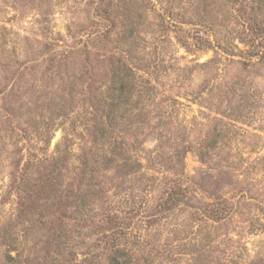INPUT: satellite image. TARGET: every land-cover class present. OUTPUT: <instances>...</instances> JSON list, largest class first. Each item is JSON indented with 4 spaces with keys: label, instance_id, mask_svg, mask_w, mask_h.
Returning <instances> with one entry per match:
<instances>
[{
    "label": "rangeland",
    "instance_id": "obj_1",
    "mask_svg": "<svg viewBox=\"0 0 264 264\" xmlns=\"http://www.w3.org/2000/svg\"><path fill=\"white\" fill-rule=\"evenodd\" d=\"M157 1L134 2L146 19L124 45L119 20L102 29L115 0H0V264H110L114 231L127 264H264V13L218 0L198 42L161 25ZM123 58L150 88L109 127ZM90 183L95 210L76 224Z\"/></svg>",
    "mask_w": 264,
    "mask_h": 264
},
{
    "label": "trees",
    "instance_id": "obj_2",
    "mask_svg": "<svg viewBox=\"0 0 264 264\" xmlns=\"http://www.w3.org/2000/svg\"><path fill=\"white\" fill-rule=\"evenodd\" d=\"M136 1H144V0H115L116 4L108 2L100 9V12L103 16H105L104 24L105 26H102V29L111 30V28H115L116 21L119 22L121 29L120 31L123 34L124 42L121 44L124 45H130L131 40L129 38L132 37V35L135 32V19L136 18H145L146 14L140 13L137 10L138 8L134 7V2ZM235 2H240L243 6V15H246L249 20H252L254 16H257L259 14L264 13V0H234ZM101 3V2H100ZM218 4V0H192V3L190 4L191 10L188 12L183 11V7H179V5L175 6V0H158L157 5L160 7V21L161 25L163 22L166 24H171L174 28L181 29V25L186 23L190 24L192 33H188L190 36L187 35L185 40H196L201 41L202 38L200 35L209 36V32H212L215 28V25H218V20L216 18H219L217 16L218 12L220 11ZM214 6L215 9L218 11H215V17L212 16L211 20L208 22L206 20V15L210 16L211 10L210 6ZM211 6V7H212ZM175 10H177L175 12ZM260 10V13L258 11ZM180 11V12H179ZM182 11V12H181ZM175 18H178L177 20H173ZM186 20L188 21H185ZM214 20H216L214 22ZM254 20V19H253ZM256 25L260 29V31L264 30V23L261 19L260 21L257 20ZM254 29V28H253ZM255 30V29H254ZM248 31V30H247ZM250 32V31H248ZM103 40L109 41V36L103 35ZM108 39V40H107ZM251 40V41H250ZM209 39L206 38L205 42H208ZM244 47H247L248 50L251 51L248 55V60H250L253 56H259L260 55V47L259 45H255L254 41L250 38L248 41L242 40L240 41ZM191 45V44H187ZM194 47V45H192ZM147 64V61L144 62ZM140 70L144 73L149 75L147 73L146 66L140 67ZM113 85L114 87L112 90L107 91V101H106V109L104 110L106 114V121L109 125V127H112L115 123L123 120L126 113H128L130 110H132V106L137 104V101H133V97L136 96L139 100H142L143 94H147V89L150 88V83L147 79H144L141 75L138 74L137 71H133L132 68H130L126 60L119 59L118 60V67H116L114 77H113ZM143 79V80H142ZM148 85V86H146ZM146 90V92H145ZM135 107V106H134ZM90 172V170H89ZM86 173V172H84ZM91 173V172H90ZM89 173V174H90ZM92 178V176L90 175ZM90 178L89 181H92ZM86 188H83L78 196L76 197L75 206L70 213V216L68 217L69 220L73 221L76 224H81L86 222L90 217L91 213L95 210V198L97 196L98 191H96V186L92 183L87 184L85 186ZM40 190L36 191V195H38ZM22 192H25L24 190ZM25 194V193H22ZM32 194V193H31ZM95 197V198H94ZM30 204H26V208L29 207ZM106 227L108 228L107 232H111L116 230L119 232L120 230V223H118V217L113 214V217H110L109 215L106 216ZM121 234V231L119 232ZM115 231L112 236L107 235L105 239V247H107V250L109 251V261L110 264H127L129 263L131 259V254L125 247H119L118 245V237H116ZM129 261V262H128Z\"/></svg>",
    "mask_w": 264,
    "mask_h": 264
}]
</instances>
